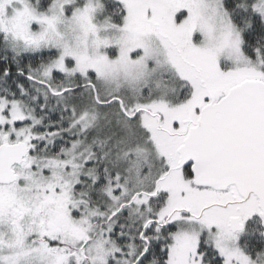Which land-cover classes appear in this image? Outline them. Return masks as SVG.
Masks as SVG:
<instances>
[{
	"label": "snow or ice",
	"instance_id": "1",
	"mask_svg": "<svg viewBox=\"0 0 264 264\" xmlns=\"http://www.w3.org/2000/svg\"><path fill=\"white\" fill-rule=\"evenodd\" d=\"M0 264H264V0H0Z\"/></svg>",
	"mask_w": 264,
	"mask_h": 264
}]
</instances>
